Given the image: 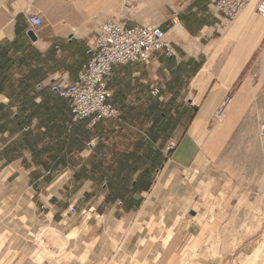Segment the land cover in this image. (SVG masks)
Segmentation results:
<instances>
[{
    "label": "crops",
    "instance_id": "0c3cea01",
    "mask_svg": "<svg viewBox=\"0 0 264 264\" xmlns=\"http://www.w3.org/2000/svg\"><path fill=\"white\" fill-rule=\"evenodd\" d=\"M97 4L0 0V264H240L243 257L224 260L219 254L189 261L192 252L244 253L247 242L221 247L209 240L221 234L210 221L192 227L187 219L174 225L167 211L172 203L178 212L182 203L192 202L181 184L191 171L189 161L211 156L204 148L202 155L192 148L191 141L206 137L191 128L199 120L208 123L235 89L264 42V17L251 3L233 19H225L206 0L168 5L157 24L172 53L156 50L146 61L116 64L106 79L107 102L120 117L103 118L87 132L89 157L99 151L104 159V177L94 178L80 173L92 165L71 164L77 151L71 152L70 137L87 119L72 118L70 103L56 86L75 81L91 56L104 18V6L98 11ZM30 14L42 19L32 30L34 41L27 35ZM162 84V93L192 94L190 105L180 106L194 109L189 130L177 138L174 150L164 155L154 149L137 165L138 173L159 174L147 188H140L147 179L143 175L137 189L120 193L107 166L133 149L127 144L113 148V137L141 132L136 119L165 105L150 94L151 86ZM60 102L65 104L61 112L56 109ZM245 104L236 98L226 107Z\"/></svg>",
    "mask_w": 264,
    "mask_h": 264
},
{
    "label": "rangeland",
    "instance_id": "374dc122",
    "mask_svg": "<svg viewBox=\"0 0 264 264\" xmlns=\"http://www.w3.org/2000/svg\"><path fill=\"white\" fill-rule=\"evenodd\" d=\"M94 2L98 3V11L104 6L102 22L109 17H121L125 23L157 24L161 15L167 13L168 5L177 3L178 0H161L148 9L142 7L139 0H133L130 3L118 0L109 5L104 4L103 1ZM251 3L255 4V1ZM160 86L163 88L158 95L150 94L155 99L162 100L161 102L165 105L149 109L148 116L136 119L140 125V128H137L141 132L131 133L125 139L120 135L118 136L121 139H118L120 137L117 138L116 135L113 137V148L127 144L133 149L116 165L110 163L107 166L108 173L115 179L114 188L120 193L130 190L138 175H144L150 180L152 177L154 178V175L158 176V173L152 175L153 171L150 175L146 171L138 173L135 168L142 161L145 162L148 157L146 155L152 153L154 149L157 152L162 150L164 155L168 151L174 150L177 138L184 131L189 130L190 118L194 109L192 106L181 109L180 106L190 105L193 101L191 100L192 94L186 90L162 93L166 90V85ZM228 96V99L222 102L223 105L221 104L218 108L219 113L217 114L216 110L208 123L203 126L202 134L206 139L191 141L192 148L196 153H204V148V151L211 156L208 158L201 154L202 157L198 161H195V156L189 161V166L192 167L191 171L186 173L181 184L184 187L187 186L188 193L185 195L192 202L182 203L178 212L173 211V206L176 204L172 203L167 215L172 218L174 225L187 219L191 221L192 227L210 221L215 232L218 231L221 234L219 236L211 235L209 240L219 243L221 247L232 248L247 242V246H243L246 248L244 253L239 251L192 252L187 254L189 261L203 258L201 255H204V258H213L219 254L220 258L224 260L235 258L239 260L240 257H243L240 264H260L264 262V140L263 144H260L257 130L259 125L264 128V42L248 62L235 89L229 92ZM161 97L163 98L161 99ZM236 98L244 100L245 106L236 111L231 124L222 129L223 133L219 135V140L217 138L208 149L210 146H205L208 144L207 137L220 122L218 116L224 113L230 99L234 102ZM85 128L87 129L86 125ZM91 129H87V132H91ZM243 134L245 136L240 139L239 136ZM89 139L88 133L82 151L75 152L71 164L78 167L90 164L92 166L88 173L84 167L81 168V175L87 174L94 178L104 177V159H100L99 151H96L94 157H89ZM252 139L256 144H251L253 143ZM100 143L101 141L95 147H101ZM142 148L145 149L142 155H139ZM200 163L203 164L202 168H198ZM158 166L159 164H153V168ZM191 209L194 214L190 213ZM233 232L236 235H233Z\"/></svg>",
    "mask_w": 264,
    "mask_h": 264
},
{
    "label": "built area",
    "instance_id": "2783aa9c",
    "mask_svg": "<svg viewBox=\"0 0 264 264\" xmlns=\"http://www.w3.org/2000/svg\"><path fill=\"white\" fill-rule=\"evenodd\" d=\"M206 1L225 19H233L252 0ZM254 1L255 12L264 17V0ZM27 22L31 30L42 25L41 17L36 14L28 15ZM156 50H162L166 55L172 53V46L160 25H127L121 17H109L101 23L94 39L92 54L78 71L76 80L57 85L56 92L60 97L68 99L72 118L87 119L86 127L91 129L103 118L119 116V112L107 102L109 93L106 79L111 75L112 67L116 64L146 61L148 54ZM162 88L153 85L150 92L155 96Z\"/></svg>",
    "mask_w": 264,
    "mask_h": 264
},
{
    "label": "bare ground",
    "instance_id": "6f19581e",
    "mask_svg": "<svg viewBox=\"0 0 264 264\" xmlns=\"http://www.w3.org/2000/svg\"><path fill=\"white\" fill-rule=\"evenodd\" d=\"M94 1H100V2L103 1L104 4L109 5V4H114L118 0H93V2ZM122 1L127 2V3H130L133 0H122ZM159 1H161V0H139L140 5L142 7H144L145 9H148L150 7H153L154 4L158 3ZM253 1L254 0H252L251 2H253ZM251 2H249V3H251ZM241 108L242 107H238V108H235V109H231L230 110L229 107H226L224 113L221 116H218V119H220V122L215 126V128L212 130L211 134L207 137L208 138V144H206L205 146H207V147L210 146L208 149L211 148V146H212L211 144L214 143L217 138L219 140V135L221 133H223L222 132V129L226 128L227 126H229V124H231V122L233 121L232 119L234 117V114L236 113V111L240 110ZM204 125L205 124L202 123L201 120L196 121L194 123V125L192 126V128H191V132L196 133V132H199V131L200 132L204 131V130H202ZM225 131L226 130H224V133H226ZM257 132H258L257 134L259 136L260 144L261 143L263 144V140H264V128L261 125H259V128H258ZM243 136H245V135L243 134V135L239 136L240 139H242ZM252 141H253V139H252ZM251 144L252 145L253 144H256V142L253 141V143H251Z\"/></svg>",
    "mask_w": 264,
    "mask_h": 264
},
{
    "label": "trees",
    "instance_id": "16d2710c",
    "mask_svg": "<svg viewBox=\"0 0 264 264\" xmlns=\"http://www.w3.org/2000/svg\"><path fill=\"white\" fill-rule=\"evenodd\" d=\"M55 100L57 101V98H55ZM65 106V104L63 103V102H60L59 103V105L56 107V109L59 111V112H61V107H64ZM53 106H48L47 108H46V111L48 112V113H50V111H51V108H52ZM160 117H161V115H159ZM88 130H90V129H88ZM87 132V129L84 127H80V126H78V128H77V132H76V134H74V135H71V137H70V149H71V152L73 151V150H75V151H80V150H82V148H83V146H84V144H85V138H87L88 137V133H86ZM86 136V137H85ZM68 143V142H67ZM58 147L59 148H61V144H58ZM68 150V149H67ZM64 159H62L61 160V163L63 164V162H65V161H63ZM141 177V175H138V177H137V179L134 181V184L131 186V190L133 191V190H135V189H137L138 188V183H139V178ZM150 183V179H146L145 178V185L144 186H142V187H140L141 189H145V188H147L148 187V184ZM127 188V187H126ZM125 188V191L127 190Z\"/></svg>",
    "mask_w": 264,
    "mask_h": 264
},
{
    "label": "water",
    "instance_id": "95a60500",
    "mask_svg": "<svg viewBox=\"0 0 264 264\" xmlns=\"http://www.w3.org/2000/svg\"><path fill=\"white\" fill-rule=\"evenodd\" d=\"M27 35H28L29 38H30L31 40H33V41L36 39V35L34 34V32H33L32 30H28ZM70 37H72V35H70ZM190 213H191V214H194V211L191 210Z\"/></svg>",
    "mask_w": 264,
    "mask_h": 264
}]
</instances>
